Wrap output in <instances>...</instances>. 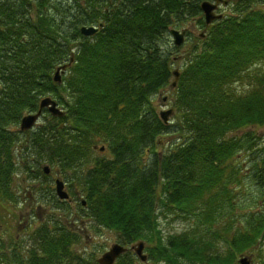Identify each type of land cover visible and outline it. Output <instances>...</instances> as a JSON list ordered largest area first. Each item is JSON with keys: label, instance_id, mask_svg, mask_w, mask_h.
Returning a JSON list of instances; mask_svg holds the SVG:
<instances>
[{"label": "trees", "instance_id": "1", "mask_svg": "<svg viewBox=\"0 0 264 264\" xmlns=\"http://www.w3.org/2000/svg\"><path fill=\"white\" fill-rule=\"evenodd\" d=\"M201 1L0 3V214L18 201V171L47 182L46 163L69 190L75 184L71 193L91 227L112 230L123 245L144 241L155 263L239 264L252 254V264H264V147L242 131L264 126V9L235 0L231 15L180 51L168 43V28L198 19ZM99 22L94 35L80 33ZM177 53L185 62L172 88ZM166 88L170 124L153 102ZM48 95L64 114L47 113L45 124L20 132L22 116ZM169 133L178 137L157 151V138ZM40 185L32 184L36 203L49 194L68 215L39 220L26 240L0 236V264H97L75 249L85 240L74 225L80 214ZM161 218L183 226L165 231ZM115 264L133 260L125 253Z\"/></svg>", "mask_w": 264, "mask_h": 264}, {"label": "rangeland", "instance_id": "2", "mask_svg": "<svg viewBox=\"0 0 264 264\" xmlns=\"http://www.w3.org/2000/svg\"><path fill=\"white\" fill-rule=\"evenodd\" d=\"M255 1L256 3L253 4L255 5V7L264 9V0H255ZM222 11L229 13L231 11V7H228L226 9L221 8V12ZM186 27H189V25H187ZM199 32L200 31L196 28L195 34H198ZM179 55H181V53H177L175 56H179ZM175 67L178 66L174 64L173 68ZM163 96L167 97V102H166L167 107H163V108H170L172 105V94L170 90L168 88L163 89L160 93H157L153 99L154 106L156 107L157 112L161 110V105H162L161 103ZM173 120H175V118L170 116L169 122L171 123L173 122ZM46 122L47 121H44L43 117H40V119L38 120V123H40V125H43ZM242 131L243 132L252 131L256 133V135L258 136V143L261 144L260 147H264V126H250L243 129ZM242 131L239 133H242ZM230 135L231 134H229V136ZM176 137H178V134L176 133H169L166 135H162L161 137H158L157 139L160 140V146H158L156 150L161 151L166 149L171 143H173L176 140ZM245 160L246 157L242 154L240 156V161L244 169H245V165L247 164ZM44 166H46V163H43L41 165V167ZM53 170L54 171L51 170V172H49L48 174L49 177L47 179V182L45 180L44 182L40 180L32 181V179L30 180L29 176H27L26 173H24L23 171H18L16 176L17 187L16 188L14 187V190H16L18 194V201L15 203H10L8 205L5 204L6 208H3L0 214L2 217V219L0 220V236L3 237L4 239H7L8 240L7 243H9V238H11L12 241L15 240L19 241L21 239L26 240L29 232H31V229H33L36 225H39V220L40 222H42L48 216L49 217L58 216L63 219L65 215L66 216L68 215L66 211L54 208L53 204L50 203L51 201H49V198H47L49 194L45 196L48 202L46 203L41 202L40 204L36 203L38 196L36 193H33L34 186H32V184H37V185L42 184L40 186H43L45 188L47 186L44 184H48L52 188L53 193L56 196L54 191V179L58 178L59 177L58 175L60 174L58 172H55V169ZM74 185L71 188V190L74 189ZM66 189L70 193L71 202H72L69 207V209H71L70 212L75 215H77V213L80 214L79 215L80 217H77L76 222L73 221L74 225L75 227L81 230L79 231L81 237L85 238V240H81L77 245H75V249L78 253L83 254V256L87 257L88 259L96 260V258H98L103 251L108 249L114 242H117V235L112 230L103 228L99 225H95L94 227H91L93 225V222L88 217L85 216L83 210H79L77 208L78 198L74 196L73 193H71V190H69L67 186ZM244 190H249V189L244 188ZM43 194H45V192ZM243 196L249 198L250 195L244 194ZM160 220H161L160 223L161 228L165 231H170V232L177 231L180 230L183 226V224L180 223L178 220L171 221L173 220L171 218H167L166 220L161 218ZM167 222L169 223V225L166 224ZM85 234L87 236H90V241L86 239V237L84 236ZM250 255L254 260V255L252 254ZM133 263L142 264L136 258H134Z\"/></svg>", "mask_w": 264, "mask_h": 264}, {"label": "water", "instance_id": "3", "mask_svg": "<svg viewBox=\"0 0 264 264\" xmlns=\"http://www.w3.org/2000/svg\"><path fill=\"white\" fill-rule=\"evenodd\" d=\"M228 2V0H215V3H210L208 1H204L201 3V9L204 12L205 15V19H206V23L211 22L213 19L218 18V15H215L213 13V10L216 8V6L218 4H223L226 5ZM97 30L96 27L94 26H90V27H81L80 32L85 35V36H90L92 35L95 31ZM173 37H174V43L179 45L180 43H182L183 41V34L179 33L176 30H172L171 31ZM73 58L70 59V62L72 61ZM67 65H61L59 66L55 73H54V80L56 81H60L61 80V74L62 72H64V70L66 69ZM173 75H174V80L172 82V86L176 85V81L178 79L179 73L178 70L175 69L173 71ZM47 107L48 110L55 116H61L62 115V111L56 106V102L51 100L50 98H44L41 100L40 102V106H39V110L37 113L35 114H28L26 116H24L21 119V124H20V129L21 130H26L31 128L34 123L36 122V120L38 119L39 115L41 114V110L42 108ZM172 109H168L166 111H161L160 112V117L162 118V120L164 122H167L169 115L171 114ZM103 148H101L102 150ZM44 171L46 173H48L49 168L47 166H45ZM55 192L57 194V196L60 199H68L69 195L66 192V190H64V183L60 180L57 179L55 182ZM83 203H85L83 201ZM135 252L137 253V255L139 256V258L141 260H145L146 256L142 254V243H138L136 247H133ZM125 251V248L120 245V244H113L110 246V248L105 251L98 259L97 262L99 264H113L115 259ZM240 264H250L249 260L247 257H243L239 260Z\"/></svg>", "mask_w": 264, "mask_h": 264}, {"label": "flooded vegetation", "instance_id": "4", "mask_svg": "<svg viewBox=\"0 0 264 264\" xmlns=\"http://www.w3.org/2000/svg\"><path fill=\"white\" fill-rule=\"evenodd\" d=\"M2 1L0 0V3H1ZM226 7L227 6H225V8H223V9H226ZM221 6H219V7H217L216 8V10H215V12L217 13V14H221L222 15V17L224 18V17H226L227 16V14H226V12H221ZM185 22L186 23H189V27H186V28H184V29H186V31H185V33H184V37H183V40H184V43H183V47H182V49H191V48H195V46H194V44L193 43H196L198 40H202V39H204L205 38V36H206V34H207V28H208V26L211 24H209V25H206L205 24V20H204V17H203V19L202 20H194L193 18H189V19H187V20H185ZM185 27V26H184ZM198 29L200 32L198 33V34H195V29ZM182 29V28H181ZM58 83V82H57ZM38 109H39V106H38ZM38 109L35 111V112H37L38 111ZM35 112H31V113H35ZM50 114L51 115V113L48 111V109L47 108H43L42 109V112H41V116L40 117H43V119L46 117V114ZM59 176V175H58ZM60 177V176H59ZM61 178V177H60ZM56 180V179H55ZM54 180V181H55ZM63 180V179H62ZM64 181V180H63ZM66 186H67V184H66V182L64 181V189H66ZM67 190V189H66ZM68 202H71V201H69V200H67ZM77 231H81L80 229H78L77 228ZM82 233V232H81ZM81 235V234H80ZM85 237H86V239L88 240V241H90V236H87L86 234L84 235ZM116 243H118V242H116ZM120 245H122V246H126V247H128V250H127V253L130 255V257H131V259L134 261V258H136L137 259V257H136V255L134 254V251H133V249H132V247L136 244L135 242L134 243H131V244H128V245H123V244H121V243H119ZM143 252L144 253H146V245L144 246V249H143ZM147 255V254H146ZM132 256L134 257V258H132ZM97 259V258H96ZM119 259V258H118ZM117 259V260H118ZM116 260V261H117ZM138 261H140L142 264H155V263H152L151 262V259H149L148 258V256H147V259H146V261H141V260H139V259H137ZM116 261H115V263H116ZM96 263L98 264V262L96 261ZM114 263V264H115ZM134 264V263H133Z\"/></svg>", "mask_w": 264, "mask_h": 264}]
</instances>
